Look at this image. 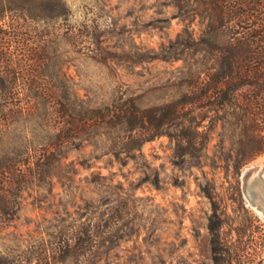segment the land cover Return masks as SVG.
Here are the masks:
<instances>
[{
  "label": "rangeland",
  "instance_id": "rangeland-1",
  "mask_svg": "<svg viewBox=\"0 0 264 264\" xmlns=\"http://www.w3.org/2000/svg\"><path fill=\"white\" fill-rule=\"evenodd\" d=\"M176 12L174 0H0V165L21 174L0 201L2 262L214 264L208 189L223 264H264V155L234 170L219 159V126L194 155L165 133L120 162L105 146L128 124L106 118L85 127L92 141L63 148L58 171L41 175L30 158L61 125L23 88L103 112L177 101L185 22ZM189 25L197 35L198 20ZM11 88L18 92L7 98Z\"/></svg>",
  "mask_w": 264,
  "mask_h": 264
},
{
  "label": "trees",
  "instance_id": "trees-1",
  "mask_svg": "<svg viewBox=\"0 0 264 264\" xmlns=\"http://www.w3.org/2000/svg\"><path fill=\"white\" fill-rule=\"evenodd\" d=\"M174 6V17L185 22L178 33V59L183 62L184 76L177 101L145 108L132 102L103 112L100 107L77 109L74 101L62 102L48 89L20 90L45 100L49 112L60 118L54 138L39 144L30 156L41 175L45 167L58 171L65 158L63 148L77 147L80 139L92 141L94 136L85 137V127L99 126L106 118L107 123L128 124L123 134L105 146L104 154L120 162L134 158L144 142L165 133L175 140L178 151L194 155L208 147L218 126L225 132L215 145L219 159L234 170L264 155V0H174ZM194 20L200 27L197 35L189 28ZM193 55L196 58L192 62ZM16 92L9 89L7 98ZM224 138L230 145L227 149ZM20 175L13 165H0V201ZM204 193L213 210L207 225L212 260L223 264L226 258L219 239L216 201L211 191ZM86 239L92 240L90 235ZM0 264L13 261L3 256Z\"/></svg>",
  "mask_w": 264,
  "mask_h": 264
},
{
  "label": "water",
  "instance_id": "water-1",
  "mask_svg": "<svg viewBox=\"0 0 264 264\" xmlns=\"http://www.w3.org/2000/svg\"><path fill=\"white\" fill-rule=\"evenodd\" d=\"M243 176H244V174H243ZM260 179H261V181H263L262 178H260ZM251 186H252V184H251Z\"/></svg>",
  "mask_w": 264,
  "mask_h": 264
}]
</instances>
